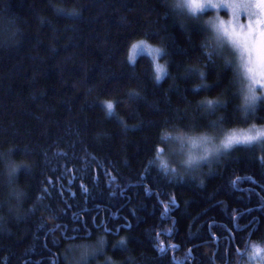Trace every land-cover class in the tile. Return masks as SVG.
Listing matches in <instances>:
<instances>
[{
    "label": "trees",
    "instance_id": "1",
    "mask_svg": "<svg viewBox=\"0 0 264 264\" xmlns=\"http://www.w3.org/2000/svg\"><path fill=\"white\" fill-rule=\"evenodd\" d=\"M172 3L0 0V264H77L84 249L79 264H250L264 247V148L167 165L168 132L264 126L261 107L244 122L237 57L206 14ZM140 39L167 53L159 82L149 55L129 59Z\"/></svg>",
    "mask_w": 264,
    "mask_h": 264
},
{
    "label": "snow or ice",
    "instance_id": "2",
    "mask_svg": "<svg viewBox=\"0 0 264 264\" xmlns=\"http://www.w3.org/2000/svg\"><path fill=\"white\" fill-rule=\"evenodd\" d=\"M172 7L177 15H182L187 17L192 21H199L202 18V14H206L209 9H215L218 6L216 4L210 3V0H173ZM233 7H244L247 9H256L258 11H252L251 15L255 17L254 21L247 26V32L244 34L243 40L234 38V36L239 35L235 33H229L226 28L222 25L215 26L216 36L214 39L217 42V47H222L225 42L231 44L234 54H238L239 64L237 65V71L241 82V88L239 90L238 98L242 100V103L238 106L241 115L244 118V122L255 117L257 108L261 107L264 109V92L257 95V85L264 88V84L257 79V74L264 77V0H255L254 3H245L242 5H233ZM69 17H75L78 13L69 12L67 13ZM141 49V54L147 49L149 54L154 52L153 65L155 71V79L159 82L168 73L166 68L159 64L157 61L167 55L161 49H151L150 46L145 45L144 41L139 42V44L133 45V49ZM216 49H213V54H215ZM132 61V57H129ZM211 60V55L209 56ZM228 64L233 63V61H227ZM202 78L205 76L204 72L198 73ZM245 81L247 84L245 85ZM107 114L113 115L114 103L109 101L105 104ZM207 107L209 111L215 112L219 107V102H208ZM223 123V120L218 122ZM162 140L165 141H179L181 145L191 144L192 147H197V140L191 137H187L186 134L173 135L171 132L166 133L162 136ZM199 142L203 145L208 143V137L199 138ZM252 146L258 145L264 148V126L257 127L255 124L251 125L246 130H233L227 134L221 141V144L217 148L204 147L205 156L200 157V159H206L207 154L216 152L219 153L221 150L228 151L236 146ZM164 151L163 148L157 149V155ZM185 163L191 167L197 163V159L189 156ZM4 164L3 155L0 154V165ZM9 176L11 177L15 171L16 167L11 163L8 164ZM17 199L22 195L21 193H15ZM121 245L125 241H120ZM162 251L164 249H161ZM87 249H84L81 254L79 261H86L89 256ZM249 262L257 261V264H264V248H260L258 245H252L251 252L248 254ZM79 261L77 264H79Z\"/></svg>",
    "mask_w": 264,
    "mask_h": 264
},
{
    "label": "rangeland",
    "instance_id": "3",
    "mask_svg": "<svg viewBox=\"0 0 264 264\" xmlns=\"http://www.w3.org/2000/svg\"><path fill=\"white\" fill-rule=\"evenodd\" d=\"M249 2L254 3L255 0H210V3L216 4L222 7H217L215 9H209L206 13V17L202 19H204L205 23L208 26H210L214 30V32H215V26L222 25L224 28L228 30L229 33L239 34V35L234 36V38L243 40L244 34L247 32V26L250 23H252L255 19V17L251 15V12L258 11V10L256 9L250 10L244 7H233V5H242V4L249 3ZM213 36L215 37L216 33ZM141 41H144L145 45L150 46V48L153 50L161 49L157 45H153L145 40L140 39L138 41H135L130 46L129 55L132 58L141 53L140 48L133 49V45L139 44V42ZM231 48L232 46L228 42H225L222 47H218L221 53L222 52L228 53L227 51L233 52V56L235 58L237 57V61L239 63L238 54H234V50L233 48L232 49ZM144 53L149 55L153 61L154 52L152 54H149V52L146 49ZM157 62L165 67V63L162 60V58L159 59ZM153 68H154V65H153ZM257 79H259L261 83L264 84V77H261L259 73L257 74ZM244 83L246 85L247 81H245ZM256 87H257V95H260L262 92H264V88H261L259 85H257ZM256 126L261 127L263 125H256ZM247 128L249 127L233 128V129L225 130L224 132L222 131L221 135H218L215 137L211 135H206V134L187 136V137H191L197 140V147H192L191 144L181 145L179 141L173 140L172 144L170 143L169 145V154L173 157L175 161L173 162L174 165L171 164V162L168 163L167 165L171 168L172 166H174L175 169H177V167L179 166V168L183 169V171H188V169L192 168V166L189 168V166L185 163V161L188 159L189 156H192L197 159V163L194 164L193 166L201 164L203 162L210 161L211 159H214L216 157L215 155L218 153L212 152V153L207 154L206 159H200V157L206 155L204 152L205 146L210 149L217 148L220 146L221 141L224 139V137L227 134H229L231 131L246 130ZM201 137H208V143L206 145H203L199 142V138ZM179 160H180V163H179ZM176 163L177 164L179 163L178 166H176L177 165ZM260 248H264V247H260ZM251 263L257 264V261H252Z\"/></svg>",
    "mask_w": 264,
    "mask_h": 264
}]
</instances>
